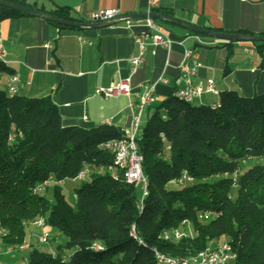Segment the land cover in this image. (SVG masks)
Returning a JSON list of instances; mask_svg holds the SVG:
<instances>
[{
    "label": "trees",
    "instance_id": "trees-1",
    "mask_svg": "<svg viewBox=\"0 0 264 264\" xmlns=\"http://www.w3.org/2000/svg\"><path fill=\"white\" fill-rule=\"evenodd\" d=\"M3 1L80 21L66 8L46 11L27 0ZM31 16L0 5V21ZM253 45L264 55V43ZM8 70L0 61V72ZM228 70L226 65L225 75ZM174 79L157 87L155 96L160 99L156 98L155 111L138 139L149 182L142 206L140 190L127 183L121 171L114 168L115 175L109 171L112 155L99 148L122 138L121 128L88 121L65 125L51 96L28 98L0 88L3 247L22 246L29 225L44 217L68 241L56 254L32 248L28 264H71L74 257L73 264H159L155 250L191 257L223 242L230 244L234 264H264V93L243 96L225 90L219 103L198 105L176 97ZM84 170L90 176L75 189L74 208L62 185ZM183 174L193 181L174 184ZM46 182L48 186L40 191ZM52 183L53 199H49L41 193L49 191ZM207 211L218 212L219 217L205 222L201 216ZM183 221L190 223L191 237L160 240ZM133 226L140 242L131 235ZM95 244L102 249L95 251ZM66 251L71 252L68 259Z\"/></svg>",
    "mask_w": 264,
    "mask_h": 264
},
{
    "label": "crops",
    "instance_id": "crops-1",
    "mask_svg": "<svg viewBox=\"0 0 264 264\" xmlns=\"http://www.w3.org/2000/svg\"><path fill=\"white\" fill-rule=\"evenodd\" d=\"M27 1L46 11L58 7L69 9L72 17L83 23L91 22L97 11L117 9L126 16H133L146 14L148 6V0ZM155 1L157 13L201 29L264 35V0ZM143 21L144 17L134 18L136 25ZM159 21L177 41L170 53L163 47L148 49L144 65L131 80L133 88L140 84L150 85L164 68L170 80L176 78L185 51L196 49L202 67L194 83L205 85L208 79H213L219 93L203 95L198 105L219 103L220 94L225 90H235L243 96L264 93V55L254 45L234 42L231 48L225 47L227 41L192 35L174 23ZM0 44L5 52L4 64L9 68L0 72L1 89L8 92L10 76L19 75L21 82L17 94L28 98L51 96L65 125L88 121L121 129L129 127L132 105L138 104V97L119 94L105 98L99 94V89H108L129 76L127 59L139 53V45L124 22L74 30L32 16L11 18L0 21ZM47 44L52 47L47 48ZM230 51L232 54L227 61ZM226 65L229 70L225 75ZM154 105L147 109L145 122Z\"/></svg>",
    "mask_w": 264,
    "mask_h": 264
},
{
    "label": "built area",
    "instance_id": "built-area-1",
    "mask_svg": "<svg viewBox=\"0 0 264 264\" xmlns=\"http://www.w3.org/2000/svg\"><path fill=\"white\" fill-rule=\"evenodd\" d=\"M156 1L148 0V6L144 21L141 25L134 23V18L124 15L120 10L107 9L93 13L91 22L109 23L114 21H122L126 24V28L131 31V36L134 41L139 45V53L137 55L130 56L127 59L129 64V76L122 78L116 82L112 87L108 89H99V94L105 98H112L119 94H135L138 97V104L132 105V119L129 127L122 129L123 137L119 139L108 140L100 145L102 151L108 152L112 155L113 165L109 168V171L115 175L113 169L121 171L126 179V182L134 185L141 192V200L139 206H142L145 197L149 193V182L143 171V155L140 153L138 147V139L142 132L143 125L145 123L144 116L149 107L152 106L155 99V93L157 87L162 85H169L171 80L167 77L166 68L157 79L148 86L140 84L133 88L131 86V80L135 76L139 69L144 65L146 59V53L149 48L163 47L168 53L171 52L175 41L171 35L164 28L159 20L152 18L150 15L156 12ZM47 48L52 47L50 44L46 45ZM5 52L3 46L0 44V61L4 63ZM199 53L196 49H188L184 53L183 62L177 67L178 76L174 79V85L176 87L175 95L181 100L194 103L201 99L205 94L218 95V91L215 88L213 79H208L205 85L195 84L194 78L198 75L201 68ZM21 82L19 75H12L8 81V93L9 95H16L18 93V86ZM239 171L233 174L236 179L239 175ZM90 176L88 170L81 171L72 181H83ZM193 178L187 174H183L178 179L174 180L176 185H184L185 183L192 182ZM49 182L44 183L39 190L46 188ZM205 222L215 220L219 217L218 212L207 211L202 216ZM33 225L42 229V234L39 236V242L41 244L49 243L51 237V228L47 225L44 217L33 222ZM131 235L135 237L139 242L141 241L135 226L132 227ZM193 235L190 223L183 221L181 226L176 229H170L166 231L160 240H180L181 238L191 237ZM1 242V239H0ZM2 242L0 243L1 251ZM16 248L26 249L30 248L29 243H25L19 247L6 248L8 250H14ZM93 249L95 251L101 250L102 247L95 244ZM155 258L159 264H229L233 261L235 254L229 243L223 242L215 247H207L200 252L197 256L191 257H173L167 254L155 250ZM27 264V263H22Z\"/></svg>",
    "mask_w": 264,
    "mask_h": 264
},
{
    "label": "rangeland",
    "instance_id": "rangeland-1",
    "mask_svg": "<svg viewBox=\"0 0 264 264\" xmlns=\"http://www.w3.org/2000/svg\"><path fill=\"white\" fill-rule=\"evenodd\" d=\"M241 43L253 45V43H249V42H241ZM202 48H200V49L202 50ZM210 97L212 99H216V97L213 95H211ZM154 103L155 104L157 103L156 98L154 99ZM195 103L198 104V100ZM154 111H155V108H151V113H153ZM260 161H262V160H260ZM257 162H259V161H257ZM80 184H81V182L79 180H77L76 182L68 180L62 185L64 193L66 195V198H67L69 204L74 208L77 207V199H76L75 189L78 186H80ZM53 186H54V184L52 183L49 191H47V192L44 191L41 194L46 196L49 199H53ZM235 193L232 194L233 198L235 197ZM27 233H28L27 234V242H25V243H29L30 248H26V249L16 248L14 250H8L5 247L1 246L2 249L0 251V264H22V263L28 264V259H29V255H30L32 248H36L40 251H45V252H53L54 254H56L58 251V248L60 246L63 247L68 241V238L65 235L61 234L58 230L51 228V237H50L49 243L41 244L39 242V236L42 234V229L36 227L33 224L29 225V227L27 229ZM65 253H66V258L68 259L69 258L68 256L71 252L66 251ZM229 264H234V262L230 261Z\"/></svg>",
    "mask_w": 264,
    "mask_h": 264
},
{
    "label": "water",
    "instance_id": "water-1",
    "mask_svg": "<svg viewBox=\"0 0 264 264\" xmlns=\"http://www.w3.org/2000/svg\"><path fill=\"white\" fill-rule=\"evenodd\" d=\"M0 5L15 9L17 11H20L22 13H26L28 15H32L37 18H41L47 21H51L53 23H57L66 27H71V28H76V29H91V28H100V27H105V26H111L116 23L114 22H109V23H100V22H77V21H67L60 19L58 17L52 16L48 13L42 12L37 9H32L24 6H19L10 2H6L3 0H0ZM147 14H141V15H133L130 16L132 18L135 17H146ZM152 18L156 20H161V21H169L171 23H174L180 27H183L189 31H192L194 33H197L199 35L211 37V38H216L220 40H224L227 42H236V43H241V42H249V43H264V37L263 36H256V35H245V34H237V33H224V32H215L207 29H201L192 25H189L179 19H176L174 17L168 16V15H163L159 13H153L150 15ZM118 22V21H117ZM75 262V257L73 258V261L71 264Z\"/></svg>",
    "mask_w": 264,
    "mask_h": 264
}]
</instances>
